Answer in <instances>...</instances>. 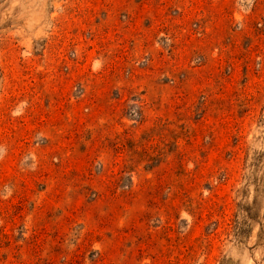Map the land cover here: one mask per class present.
<instances>
[{
    "label": "rangeland",
    "instance_id": "obj_1",
    "mask_svg": "<svg viewBox=\"0 0 264 264\" xmlns=\"http://www.w3.org/2000/svg\"><path fill=\"white\" fill-rule=\"evenodd\" d=\"M0 264H264V0H0Z\"/></svg>",
    "mask_w": 264,
    "mask_h": 264
}]
</instances>
